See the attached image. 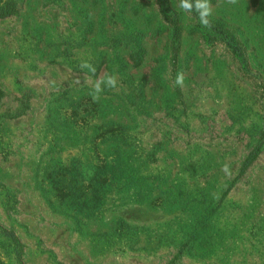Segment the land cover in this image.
Instances as JSON below:
<instances>
[{
	"label": "rangeland",
	"instance_id": "374dc122",
	"mask_svg": "<svg viewBox=\"0 0 264 264\" xmlns=\"http://www.w3.org/2000/svg\"><path fill=\"white\" fill-rule=\"evenodd\" d=\"M163 2L0 0V264H264V0Z\"/></svg>",
	"mask_w": 264,
	"mask_h": 264
},
{
	"label": "trees",
	"instance_id": "16d2710c",
	"mask_svg": "<svg viewBox=\"0 0 264 264\" xmlns=\"http://www.w3.org/2000/svg\"><path fill=\"white\" fill-rule=\"evenodd\" d=\"M158 3L165 4L163 0H157ZM184 2L185 8L190 11L197 20H203L205 26L209 29L210 32H213L214 35L206 34L207 41H217L223 43L230 51L231 54L242 57V48L240 43L237 41L235 36L230 31H225L217 28L214 24L209 22L208 20H204L205 17L203 15V10L198 5L196 0H182ZM253 4L257 2V0H250ZM163 9V7H162ZM255 150L248 153V155L244 158L241 170H243L247 165H249L255 158ZM102 172V178L106 177L104 171V165H100L99 167Z\"/></svg>",
	"mask_w": 264,
	"mask_h": 264
}]
</instances>
